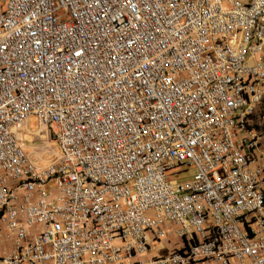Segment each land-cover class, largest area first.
I'll use <instances>...</instances> for the list:
<instances>
[{
    "label": "built area",
    "instance_id": "built-area-1",
    "mask_svg": "<svg viewBox=\"0 0 264 264\" xmlns=\"http://www.w3.org/2000/svg\"><path fill=\"white\" fill-rule=\"evenodd\" d=\"M263 98L264 0H0V264H264Z\"/></svg>",
    "mask_w": 264,
    "mask_h": 264
},
{
    "label": "rangeland",
    "instance_id": "rangeland-1",
    "mask_svg": "<svg viewBox=\"0 0 264 264\" xmlns=\"http://www.w3.org/2000/svg\"><path fill=\"white\" fill-rule=\"evenodd\" d=\"M249 125H250V128L254 129L260 135L261 146L264 147V98H263L261 104L256 108L255 113L252 116L251 121L249 122ZM27 127L28 128H25L24 130L19 132L20 140L26 146H30L32 144L38 143L41 139L35 138V136L31 135V133L34 134V132L39 129V125H38L36 117L30 118ZM37 136L39 138L43 137L42 135H39V134H37ZM52 146L57 148L56 142H53ZM191 174H192V172H184L181 174L178 173L176 175H169V181L172 182L173 184L178 183V182H183V181L189 179ZM176 242H177L176 237L171 235L170 244H175ZM164 253H165V250H161V251H159L158 254H164Z\"/></svg>",
    "mask_w": 264,
    "mask_h": 264
},
{
    "label": "crops",
    "instance_id": "crops-1",
    "mask_svg": "<svg viewBox=\"0 0 264 264\" xmlns=\"http://www.w3.org/2000/svg\"><path fill=\"white\" fill-rule=\"evenodd\" d=\"M27 126H28V125H27ZM27 128H28V127H27ZM38 131H39V129H38L37 131H35L34 134L31 133V135H32V136H35V138H38V139H39V137H38L37 134H36ZM29 132H30V131H29Z\"/></svg>",
    "mask_w": 264,
    "mask_h": 264
},
{
    "label": "bare ground",
    "instance_id": "bare-ground-1",
    "mask_svg": "<svg viewBox=\"0 0 264 264\" xmlns=\"http://www.w3.org/2000/svg\"><path fill=\"white\" fill-rule=\"evenodd\" d=\"M37 134L44 136V132L42 130L38 131Z\"/></svg>",
    "mask_w": 264,
    "mask_h": 264
}]
</instances>
